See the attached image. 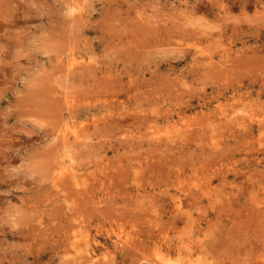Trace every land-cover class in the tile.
<instances>
[{
    "label": "rangeland",
    "instance_id": "obj_1",
    "mask_svg": "<svg viewBox=\"0 0 264 264\" xmlns=\"http://www.w3.org/2000/svg\"><path fill=\"white\" fill-rule=\"evenodd\" d=\"M0 1V264H264V0Z\"/></svg>",
    "mask_w": 264,
    "mask_h": 264
},
{
    "label": "bare ground",
    "instance_id": "obj_2",
    "mask_svg": "<svg viewBox=\"0 0 264 264\" xmlns=\"http://www.w3.org/2000/svg\"><path fill=\"white\" fill-rule=\"evenodd\" d=\"M0 2H1V1H0ZM12 2H13V1H12ZM5 4H6V3H5ZM14 4H15V3H14ZM2 6H3V5H2ZM14 6H15V5H14ZM20 6H22V5H20ZM0 7H1V6H0ZM15 7H16V6H15ZM17 7H18V6H17ZM17 7H16V8H17ZM194 7H195V6H194ZM197 7H199V6H197ZM195 8H196V7H195ZM20 9H21V8H20ZM23 9H24V8H23ZM25 9H26V8H25ZM1 10H2V9H1ZM7 10H8V9H7ZM18 10H19V8H18ZM81 11H82V10H81ZM84 11H85V10H84ZM197 11H198V10H197ZM10 12H11V11H10ZM14 12H15V10H14ZM82 12H83V11H82ZM22 13H23V12H22ZM27 13H28V12H27ZM13 14H14V13H13ZM16 14H17V13H16ZM121 14H122V13H121ZM221 15H222V14H221ZM8 16H9V14H8ZM16 16H18V15H16ZM21 16H22V14H21ZM115 16H116V15H115ZM115 16H114V17H115ZM9 17H10V16H9ZM9 17H8V18H9ZM12 17H13V16H12ZM26 17H27V16H26ZM121 17H122V16H121ZM0 18H1V17H0ZM89 18H90V17H89ZM3 19H4V18H3ZM9 19H10V18H9ZM19 19H20V18H19ZM24 19H25V17H24ZM87 19H88V18L86 17V20H87ZM113 19H114V18H113ZM5 20H6V19H5ZM90 20H91V19H90ZM119 20H120V19H119ZM125 20H126V19H125ZM1 21L4 22L3 20H1ZM12 21H13V19H12ZM15 21H16V20H15ZM17 21H18V20H17ZM57 21H58V20H57ZM84 21H85V20H84ZM87 21H88V20H87ZM122 21H123V20H122ZM128 21H131V20H128ZM68 22H69V21H68ZM116 22H118V19H117ZM137 22H138V20H137ZM137 22H136V23H137ZM141 22H142V21H141ZM150 22H151V21H150ZM5 23H6V22H5ZM15 23H16V22H15ZM62 23H63V22H62ZM80 23H81V22H80ZM83 23H84V22H83ZM86 23H87V22H86ZM136 23H135V24H136ZM139 23H140V22H139ZM143 23H145V22H143ZM148 23H149V22H148ZM8 24H9V23H8ZM84 24H85V23H84ZM88 24H89V23H88ZM118 24H119V23H118ZM131 24H132V22H131ZM208 24H209V23H208ZM6 25H7V24H6ZM13 25H14V24H13ZM56 25H57V24H56ZM132 25H133V24H132ZM148 25H149V24H148ZM10 26H11V25H10ZM10 26L8 25L7 27H10ZM209 26H210V25H209ZM7 27H6V28H7ZM84 27H85V26H83L82 28L84 29ZM128 27H131V26H128ZM132 27H133V26H132ZM137 27H138V26H137ZM212 27H213V26H212ZM11 28H13V27L11 26ZM11 28H10V29H11ZM80 28H81V27H80ZM1 29H2V28H1ZM127 29H128V28H127ZM193 30H195V28H194ZM1 31H2V30H1ZM13 31H14V30H13ZM144 31H145V30H144ZM210 31H212V30H210ZM132 32H133V31H132ZM195 32H196V30H195ZM195 32H194V34H195ZM212 32H213V31H212ZM196 33H197V32H196ZM216 33H217V31H216ZM224 33H225V32H224ZM18 34H19V33H18ZM147 34H148V33H147ZM188 34H189V33H188ZM192 34H193V33H192ZM203 34H204V33H203ZM1 35H2V32H1ZM9 35H10V34H9ZM144 35H145V34H144ZM195 35H196V34H195ZM195 35H194V36H195ZM218 35H219V34H218ZM148 36H149V35H148ZM6 37H7V35H6ZM16 37H17V36H16ZM217 37H218V36H217ZM11 38H12V37H11ZM11 38H10V39H11ZM189 38H190V37H189ZM196 38H197V37H196ZM206 38H207V37H206ZM218 38H219V37H218ZM131 39H132V38H131ZM2 40H3V38H2ZM4 40H5V39H4ZM203 40H204V39H203ZM219 40H220V39H219ZM12 41H13V40H12ZM216 41H217V40H216ZM8 42H9V41H8ZM208 42H210V41H208ZM1 43H2V42H1ZM10 43H11V42H10ZM204 43H205V42H204ZM1 47H2V46H1ZM3 47H4V46H3ZM7 47H8V46H7ZM8 48H9V47H8ZM2 49H3V48H2ZM222 50H223V49H222ZM224 50H226V49H224ZM12 52H13V51H12ZM228 52H229V50H228ZM222 53H223V52H222ZM224 53H225V52H224ZM3 54H5V52H3ZM228 54H229V53H228ZM1 55H2V54H1ZM212 55H214V54H212ZM229 55H230V54H229ZM229 55H228V57H229ZM4 56H5V55H4ZM10 56H11V54H10ZM209 56H210V55H209ZM224 56H225V54H224ZM11 57H12V56H11ZM211 57H212V56H211ZM230 57H231V56H230ZM210 59H211V58H210ZM193 60H194V59H193ZM195 60H196V59H195ZM197 60H198V59H197ZM201 61H202V60H201ZM206 61H207V60H206ZM211 61H212V60H211ZM194 62H195V61H194ZM225 62H226V61H225ZM222 63H223V62H222ZM3 64H4V63H3ZM72 65H73V64H72ZM208 65H209V64H208ZM63 66L65 67V65H63ZM67 66H68V65H67ZM67 66H66V68H67ZM221 66H222V64H221ZM4 68H5V66H4ZM8 68H9V67H8ZM12 68H13V67H12ZM68 68H69V67H68ZM0 69H1V67H0ZM2 69H3V68H2ZM6 69H7V68H6ZM13 69H14V68H13ZM4 70H5V69H4ZM7 70H8V69H7ZM7 70H5V71H7ZM64 70H65V69H64ZM88 70H90V72H93V70L91 71V69H88ZM96 70H97V69H96ZM99 70H100V69H99ZM5 71H4V72H5ZM66 71H67V70H66ZM69 71H70V70H69ZM4 72H3V73H4ZM64 72H65V71H64ZM71 72H72V71H71ZM87 72H88V71H87ZM192 72H193V71H192ZM68 73H69V72H68ZM85 73H86V72H85ZM189 73H190V72H189ZM6 74H7V73H6ZM6 74L4 73L5 76H6ZM65 74L67 75V73H65ZM70 74H71V73H70ZM70 74H69V75H70ZM87 74H88V73H87ZM91 74H92V73H91ZM88 75H90V74H88ZM95 75H96V73H95ZM0 76H3V75L0 74ZM3 77H4V76H3ZM80 77H81V75H80ZM83 77H84V76H83ZM87 77H88V76H86V78H87ZM89 77H92V76H89ZM93 77H94V75H93ZM93 77H92V78H93ZM4 78H5V77H4ZM95 78H96V77H95ZM86 80H87V79H86ZM86 80H85V81H86ZM93 80H94V79H93ZM87 81H88V80H87ZM108 81H109V80H108ZM74 83H75V82H74ZM82 83H83V82H82ZM68 84H69V83H68ZM79 84H80V83H79ZM122 84H123V83H122ZM106 85H108V84H106ZM115 85H116V84H114L113 86L115 87ZM127 85H128V84H127ZM117 86H118V85H117ZM122 86H123V85H122ZM128 87H129V86H128ZM128 87H127V88H128ZM90 88H91V87H90ZM122 88H123V87H122ZM115 89H116V88H115ZM112 90H114V89L112 88ZM120 90H121V88H120ZM125 90H126V89H125ZM46 91H47V90H46ZM111 92H112V91H111ZM114 92H115V90H114ZM130 92H132V91H130ZM136 94H137V93H136ZM128 95H129V94H128ZM127 97H128V96H127ZM169 111H170V110H169ZM168 114H169V113H168ZM175 114H176V113H175ZM120 115H121V114H120ZM118 116H119V115H118ZM79 117H80V116H79ZM92 117H93V116H92ZM114 117H115V116H114ZM114 117H113V118H114ZM116 117H117V116H116ZM121 117H122V115H121ZM127 117H128V116H127ZM139 117H140V116H139ZM166 117H167V116H166ZM166 117H165V118H166ZM169 117H170V116H169ZM226 117H227V116H226ZM155 118H156V117H155ZM238 118H239V117H237V119H238ZM242 118H243V117H242ZM245 118H246V117H245ZM249 118H250V117H249ZM175 119H176V117H175ZM230 119H231V118H230ZM234 119H235V118H234ZM234 119H233V120H234ZM239 119H240V118H239ZM243 119H244V118H243ZM116 120H118V119H116ZM224 120H225V119H224ZM226 120H227V119H226ZM251 120H252V119H251ZM251 120L249 119V121H251ZM93 121H95V120H93ZM111 121H112V120H111ZM118 121H120V120H118ZM128 121H129V120H128ZM166 121H167V120H166ZM230 121H231V120H230ZM236 121H237V120H236ZM244 121H245V119H244ZM246 121H248V120L246 119ZM79 122H80V121H79ZM89 122H90V121H89ZM163 122H164V121H163ZM242 122H243V120H242ZM252 122H253V121H252ZM256 122H258V121H256ZM80 123H81V122H80ZM93 123H94V122H93ZM93 123H92V124H93ZM111 123H112V122H111ZM232 123H234V122H232ZM237 123H238V122H237ZM243 123H244V122H243ZM245 123H246V122H245ZM130 124L133 125V123H130ZM146 124H147V123H146ZM164 124H165V123H164ZM168 124H169V123H168ZM99 125H100V124H99ZM114 125H115V124H114ZM114 125H113V126H114ZM119 125H120V124H119ZM172 125H173V124H172ZM243 125H244V124H243ZM243 125H242V126H243ZM247 125H248V124H247ZM249 125H250V124H249ZM73 126H74V125H73ZM73 126H72V127H73ZM79 126H81V124H80ZM93 126H94V125H93ZM126 126H127V125H126ZM228 126H229V125H228ZM236 126H237V124H236ZM238 126H240V125L238 124ZM242 126H241V127H242ZM244 126H245V125H244ZM261 126H262V125H261ZM57 127H58V126H57ZM74 127H75V126H74ZM94 127H95V126H94ZM99 127H100V126H99ZM144 127H145V126H144ZM165 127H166V126H165ZM92 128H93V127H92ZM95 128H97V127H95ZM118 128H120V127H118ZM122 128H123V127H122ZM124 128H125V127H124ZM149 128H151V127H149ZM153 128H154V126H153ZM170 128H171V127H170ZM225 128H227V127H225ZM56 129H57V128H56ZM76 129H77V128H76ZM78 129H79V127H78ZM98 129H100V128H98ZM111 129H112V128H111ZM113 129H114V128H113ZM113 129H112V130H113ZM136 129H137V127H136ZM73 130H74V129H73ZM80 130H82V129H80ZM87 130H88V129H87ZM213 130H214V129H213ZM50 131H51V130H50ZM52 131H53V130H52ZM74 131H75V130H74ZM74 131H73V133H74ZM76 131H77V130H76ZM76 131H75V133H76ZM89 131H90V130H89ZM101 131H102V130H101ZM109 131H110V130H109ZM139 131H140V130H139ZM145 131H146V130H145ZM152 131H153V130H152ZM78 132H79V131H78ZM82 132H83V131H82ZM157 132H158V131H157ZM157 132L155 131V133H157ZM177 132H178V131H177ZM177 132H176V134H177ZM213 132H215V131H213ZM224 132H225V131H224ZM234 132H235V131H234ZM252 132H253V131H252ZM50 133H51V132H50ZM53 133H54V132H53ZM73 133H72V134H73ZM95 133H96V129H95ZM137 133H138V132H137ZM148 133H149V130H148ZM153 133H154V132H153ZM153 133L151 132L150 135H152ZM171 133H172V132H171ZM211 133H212V132H211ZM227 133H228V132H227ZM231 133H232V132H231ZM235 133H236V132H235ZM240 133H241V132H240ZM81 134H82V133H81ZM81 134H80V135H81ZM85 134H86V133H85ZM128 134H129V133H128ZM229 134H230V133H229ZM233 134H234V133H233ZM243 134H244V132H243ZM76 135H77V134H76ZM80 135H79V136H80ZM93 135H94V134H93ZM95 135H97V134H95ZM95 135H94V136H95ZM148 135H149V134H148ZM153 135H154V134H153ZM168 135H169V134H168ZM171 135H172V134H171ZM177 135H178V134H177ZM177 135H176V136H177ZM210 135H211V134H210ZM223 135H224V134H223ZM223 135H222V136H223ZM234 135H235V134H234ZM234 135H233V138H234ZM260 135H261V134H260ZM88 136H89V135H88ZM146 136H147V135H146ZM157 136H158V134H157ZM172 136H173V135H172ZM176 136H175V137H176ZM211 136H212V135H211ZM237 136H238V135H237ZM249 136H250V135H249ZM249 136H248V137H249ZM251 136H252V135H251ZM81 137H82V135H81ZM86 137H87V136H85V138H86ZM90 137H91V136H90ZM148 137H149V136H148ZM154 137H155V135H154ZM167 137H168V136H166V139L168 140L170 137H168V138H167ZM228 137H229V136H228ZM230 137H231V136H230ZM257 137H258V136H257ZM260 137H261V136H260ZM49 138H50V137H49ZM82 138H83V137H82ZM140 138H141V137H140ZM142 138H143V137H142ZM155 138H157V137H155ZM163 138H164V137H163ZM172 138H173V137H172ZM226 138H227V136H226ZM235 138H236V137H235ZM244 138H245V137H244ZM70 139H71V138H70ZM86 139H87V138H86ZM151 139H152V138H151ZM151 139H150V140H151ZM160 139H161V138H160ZM256 139H257V138H256ZM83 140H84V139H83ZM90 140H91V139H90ZM90 140H89V141H90ZM93 140H94V138H93ZM155 140H156V139H155ZM155 140H154V141H155ZM158 140H159V138H158ZM152 141H153V140H152ZM160 141H161V140H160ZM162 141H163V139H162ZM150 142H151V141H150ZM172 142H173V141H172ZM155 143H156V142H155ZM157 143H158V142H157ZM66 144H67V143H66ZM159 144H160V143H159ZM92 145H93V144H92ZM95 145H96V144H95ZM164 145H165V144H164ZM68 146H69V144H68ZM75 146H76V145H75ZM82 146H83V145H82ZM93 146H94V145H93ZM73 147H74V146H73ZM77 147H78V146H77ZM84 147H86V146H84ZM94 147H96V148L98 149L97 145L94 146ZM157 147H158V146L156 145V149H157ZM159 147H160V146H159ZM69 148H70V147H69ZM75 148H76V147H75ZM78 148H80V147H78ZM133 148H134V146H133ZM161 148H162V146H161ZM167 148H168V147H167ZM85 149H86V148H85ZM85 149H84V150H85ZM165 149H166V148H165ZM89 150H90V149H89ZM132 150H133V149H132ZM138 150H139V149H138ZM151 150H152V149H151ZM151 150H150V152L153 154V152H152ZM170 150H171V149H170ZM96 151H98V150H96ZM147 151H148V150H147ZM160 151H161V150H160ZM162 151H163V150H162ZM165 151H166V150H165ZM81 152H82V150H81ZM131 152H132V151H131ZM77 153H79V152L77 151ZM87 153H88V152H87ZM161 153H162V152H161ZM161 153H160V154H161ZM80 154L82 155V153H80ZM96 154H97V152H96ZM160 154H159V156H160ZM60 156H61V155H60ZM70 156H71V155H70ZM93 156H95V154H94ZM153 156H154V155H153ZM155 156H156V155H155ZM72 158H74V157L72 156L71 159H72ZM83 174H84V173H83ZM71 182H72V181H71ZM80 184H81V183L79 182L78 185H80ZM67 185H68V184H67ZM69 185H70V184H69ZM83 185H85V184H83ZM74 186H75V185H74ZM71 187H73V186H71ZM81 187H82V186H81ZM83 187H84V186H83ZM75 188H76V187H75ZM84 188H85V187H84ZM84 188H83V189H84ZM70 190H71V189H70ZM75 191H76V190H75ZM86 192H87V190H86ZM74 194H75V193H74ZM77 196H79V195L77 194ZM80 196H81V195H80ZM94 198H96V197H94ZM172 198H174V197H172ZM197 198H198V197H197ZM79 199H80V198H79ZM92 199H93V198H92ZM195 199H196V198H195ZM195 199H194V200H195ZM67 200H68V199H67ZM94 200H95V199H94ZM194 200H193V201H194ZM199 200H200V199H199ZM199 200H197V201H199ZM92 201H93V200H92ZM80 202H81V201H80ZM86 202H87V200H86ZM81 203H82V202H81ZM175 203H176V202H175ZM195 203H197V202H195ZM94 204H95V206H96V202H94ZM176 204H177V203H176ZM66 205H68V203H66ZM66 207H67V206H66ZM66 207H65V208H66ZM67 208H69V205H68ZM67 208H66V209H67ZM178 209H179V208H178ZM66 211H67V210H66ZM95 211H96V209H95ZM64 212H65V211H64ZM74 212H75V211H74ZM66 215H67V214H66ZM75 215L77 216V214H75ZM68 216H70L69 218H71L72 215H68ZM72 217H73V216H72ZM189 218H190V217H189ZM66 220H67V219H66ZM71 220H72V218H71ZM73 220L75 221L76 219L73 218ZM172 220H173V219H172ZM171 223H172V222H171ZM72 225H73V224H72ZM76 226H77V225H76ZM79 227H80V226H79ZM79 227H78V228H79ZM65 228H66V227H65ZM74 228H75V227H74ZM74 228H73V230H74ZM70 229H71V228H70ZM79 229H80V228H79ZM75 230H76V229H75ZM77 230H78V229H77ZM77 230H76V231H77ZM67 231H68V230H67ZM67 231H66V232H67ZM71 231H72V230H71ZM78 232H79V230H78ZM69 233H70V232H69ZM74 233H75V236H76V232H74ZM86 233H87V232H86ZM86 233H85V234L83 233V234L86 236ZM63 234H64V233H63ZM65 234H66V233H65ZM83 234H82V235H83ZM67 235H68V234H67ZM80 235H81V234H80ZM80 235H78V236H80ZM88 235H89V234H88ZM88 235H87V236H88ZM65 236H66V235H65ZM72 236H73V235H72ZM85 236H84V238H85ZM87 236H86V240H87ZM68 237H69V236H68ZM90 237H91V236H90ZM65 238H66V237H65ZM70 238H71V237H70ZM84 238H82V239H84ZM88 238H89V237H88ZM63 239H64V236H63ZM75 239H76V238H75ZM82 239H81V241H85V240H82ZM91 239H94V238L91 237ZM195 239H196V237H195ZM66 240H68V239H66ZM126 240H127V239H126ZM183 240H184V239H183ZM71 241H72V240H69V242H71ZM75 241H76V240H75ZM78 241H79V240H78ZM95 241H96V240H95ZM129 241H130V239H129ZM201 241H202V240H201ZM92 242H93V241H92ZM130 242H131V241H130ZM186 242H187V241H186ZM65 243H66V242H65ZM75 243H77V242H75ZM78 243H79V242H78ZM83 243H85V242H83ZM90 243H91V241H90ZM137 243H138V242H137ZM176 243H177V242H176ZM180 243H181V242H180ZM199 243H200V240H199ZM202 243H203V242H202ZM73 244H74V243H73ZM169 244H171V243H169ZM84 245L86 246V243H85ZM89 245H90V244H89ZM93 245H95L94 242H93ZM179 245H180V244H179ZM187 245H188V243H187ZM198 245H199V244H198ZM206 245H207V244H206ZM206 245H205V247H206ZM70 246H71V245H70ZM74 246H75V244H74L72 247H74ZM76 246H77V245H76ZM78 246H80V244H79ZM177 246H178V245H176V247H177ZM185 246H186V243H185ZM188 246H189V245H188ZM66 247H68V246H66ZM88 247H90V246H88ZM158 247H159V246H158ZM178 247H179V246H178ZM182 247H184V246L182 245ZM86 248H87V247H86ZM93 248H94V247H93ZM136 248H137V247H136ZM189 248H190V246H189ZM202 248H203V247H202ZM76 249H77V248H76ZM94 249H95V248H94ZM138 249H139V248H138ZM174 249H175V248H174ZM185 249L187 250L186 247H185ZM191 249H192V248H191ZM68 250H69V248H68ZM74 250H75V249H74ZM74 250H73V251H74ZM86 250H87V249H86ZM89 250H90V252H91L92 249L89 248ZM193 250H194V248H193ZM78 251H79V250H78ZM78 251H74L75 254H76V252H78ZM81 251H82V250H81ZM84 251H85V250H84ZM158 251H159V250H158ZM168 251H169V250H168ZM195 251H196V250H195ZM199 251H200V250H199ZM65 252H66V251H65ZM156 252H157V250H156ZM160 252H162V251H160ZM193 252H194V251H193ZM201 252L204 253L203 251H201ZM201 252H200V254H201ZM70 253H71V252H70ZM70 253H69V255H70ZM78 253H79V252H78ZM78 253H77V254H78ZM85 253H86V254H83L84 256L87 255V251H86ZM92 253H93V252H92ZM94 253H95V252H94ZM171 253H172V252H171ZM180 253H181V252H180ZM75 254H74V255H75ZM88 254H89V252H88ZM95 254H96V253H95ZM95 254H94V255H95ZM136 254H137V253H136ZM157 254H158V253H157ZM162 254H163V253H160L159 255H162ZM186 254H188V253H186ZM192 254H193V253H192ZM195 254H196V252H195ZM74 255H72V256H74ZM83 255H82V256H83ZM89 255H90V254H89ZM97 255H98V254H97ZM169 255H170V254H168V257H169ZM188 255H189V254H188ZM188 255H187V256H188ZM190 255H191V254H190ZM201 255H202V254H201ZM70 256H71V255H70ZM79 256H80V255H79ZM90 256H91V255H90ZM90 256H88V257H90ZM98 256H99V255H98ZM192 256H193V255H192ZM154 257H155V256H154ZM159 257H160V256H159ZM163 257H164V256H163ZM171 257H172V255H171ZM188 257H189V256H188ZM195 257H196V256H195ZM70 258H71V257H70ZM164 258H165V257H164ZM183 258H184V257H183ZM196 258H197V257H196ZM198 258H200V257H198ZM198 258H197V259H198ZM203 258H204V257H203ZM80 259H82V258H80ZM173 259H174V258H173ZM185 259H186V258H185ZM188 259H189V258H188ZM191 259H193V258H191ZM95 260H97V259H95ZM95 260H93V261H95ZM157 260H158V259H157ZM161 260H162V259H161ZM169 260H171V259H169ZM177 260H178V259H177ZM205 260H206V259H205ZM208 260H209V259H208ZM78 261L80 262V260H78ZM84 261H85V260H84ZM91 261H92V260H91ZM167 261H168V260H167ZM194 261H195V258H194ZM197 261H198V260H197ZM206 261H207V260H206ZM73 262H74V261H73ZM73 262H72V263H73ZM150 262H151V261H150ZM163 262H164V261H163ZM163 262H162V263H163ZM171 262H172V261H171ZM190 262H191V261H190ZM203 262H204V264H205V261H203ZM208 262H209V261H208ZM87 263H88V262H87ZM179 263H180V262H179ZM198 263H199V261H198ZM90 264H91V263H90ZM163 264H165V263H163ZM170 264H171V263H170ZM185 264H186V263H185ZM201 264H202V263H201ZM206 264H208V263H206ZM209 264H211V263H209Z\"/></svg>",
    "mask_w": 264,
    "mask_h": 264
}]
</instances>
